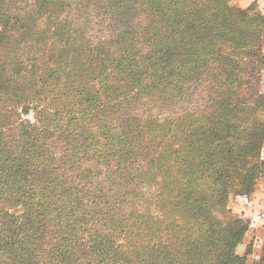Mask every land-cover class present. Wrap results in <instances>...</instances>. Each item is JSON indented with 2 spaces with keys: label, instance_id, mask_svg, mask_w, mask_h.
<instances>
[{
  "label": "trees",
  "instance_id": "trees-1",
  "mask_svg": "<svg viewBox=\"0 0 264 264\" xmlns=\"http://www.w3.org/2000/svg\"><path fill=\"white\" fill-rule=\"evenodd\" d=\"M263 38L229 0H0V264H248Z\"/></svg>",
  "mask_w": 264,
  "mask_h": 264
},
{
  "label": "rangeland",
  "instance_id": "rangeland-1",
  "mask_svg": "<svg viewBox=\"0 0 264 264\" xmlns=\"http://www.w3.org/2000/svg\"><path fill=\"white\" fill-rule=\"evenodd\" d=\"M229 2L232 4L231 0ZM262 83L264 91V74ZM226 208L233 216L243 219L248 226L242 241L236 247V252L245 255L248 264L260 260L264 246V175L256 178L248 191L243 192L237 185L232 186L228 193ZM116 240L122 242V237H116Z\"/></svg>",
  "mask_w": 264,
  "mask_h": 264
},
{
  "label": "crops",
  "instance_id": "crops-1",
  "mask_svg": "<svg viewBox=\"0 0 264 264\" xmlns=\"http://www.w3.org/2000/svg\"><path fill=\"white\" fill-rule=\"evenodd\" d=\"M231 3L244 9L254 8L258 13L264 14V0H231ZM262 51L264 53V38L262 40Z\"/></svg>",
  "mask_w": 264,
  "mask_h": 264
},
{
  "label": "built area",
  "instance_id": "built-area-1",
  "mask_svg": "<svg viewBox=\"0 0 264 264\" xmlns=\"http://www.w3.org/2000/svg\"><path fill=\"white\" fill-rule=\"evenodd\" d=\"M263 216H264V214H263Z\"/></svg>",
  "mask_w": 264,
  "mask_h": 264
}]
</instances>
